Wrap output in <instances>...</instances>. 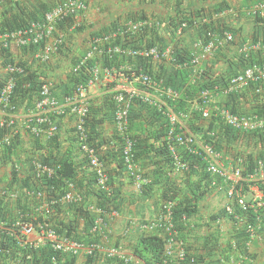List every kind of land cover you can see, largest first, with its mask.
Instances as JSON below:
<instances>
[{
  "label": "crops",
  "instance_id": "1",
  "mask_svg": "<svg viewBox=\"0 0 264 264\" xmlns=\"http://www.w3.org/2000/svg\"><path fill=\"white\" fill-rule=\"evenodd\" d=\"M5 0H0V5ZM14 1V2H13ZM69 0H10L14 5V15H19L25 11L41 15L50 12L57 5ZM85 4L83 10L77 11L75 15L60 22L55 27V36L61 38L60 49L55 50L47 63H39L36 57V50L18 48L13 45L8 54L10 59L15 61L26 60L29 65L33 63V68L48 67L47 79L56 84L67 79L69 69H72L74 59L81 58L90 49L92 42L99 37L110 36L114 38L113 44L123 45L132 49H141L149 46H157L164 53L171 50V53L158 62H149L146 68L147 74L157 79H163L166 83L173 79L176 73L182 69L190 70V83L208 84L207 87L214 85L223 79V76H235L240 74L252 64L264 65V52L245 51L244 45L249 43L264 44V0H75ZM3 8L0 6V12ZM24 15V17H25ZM33 22V21H32ZM139 22L148 23L144 25L141 32L131 33L130 26ZM182 24H186V29L179 34ZM231 33L234 37L232 42H223L216 47L210 54H203L204 45L213 40L215 36L223 38ZM212 35V36H210ZM49 43H51L49 41ZM97 63L102 68L100 79L89 87L91 102L95 110V116L102 120L99 124L100 130L105 140L110 141L117 133L115 122L111 121V103L113 96L124 84L125 79L120 76L107 75L105 73L103 57L94 56ZM116 57V69L136 68L138 63L136 59H121ZM199 59L197 64H193L195 59ZM181 61H184L183 63ZM189 63L185 68L181 64ZM131 62V64H129ZM8 62L0 56V76L5 78L4 67ZM31 63V64H30ZM138 69V68H136ZM140 68L139 70H141ZM146 73V72H144ZM222 77V78H221ZM228 77V78H229ZM223 87L228 86V80ZM4 80V79H3ZM264 82V79L259 83ZM209 83L211 84L209 86ZM218 84V83H217ZM131 87H140L134 83ZM206 87V88H207ZM259 88V90H258ZM204 90V89H203ZM263 91V92H262ZM183 91L180 93L182 97ZM236 95L234 105L242 110L244 115L254 113L260 100L264 102V90L262 87L253 85L243 91L232 92L225 96L215 94L210 110L212 114L221 106L228 107L227 102ZM180 100V98H179ZM190 102V101H188ZM132 103L133 114L138 115L134 124L139 131L149 129L151 134L157 129V125L149 120L150 112L148 109L140 110L138 105ZM111 107V106H110ZM181 112V111H179ZM216 115H212L215 118ZM188 120V119H186ZM182 122L183 131L192 132L202 139L210 135L208 126L210 120H203L200 129L205 128L204 132L194 130L188 121ZM59 144L63 151H68L72 145L76 144L77 117L68 115L57 120ZM215 126H221L217 119L213 121ZM153 127H152V126ZM179 125V131L180 130ZM223 126V125H222ZM151 129H154L151 131ZM241 133L242 131H238ZM218 132H216L217 134ZM222 132H219L221 134ZM244 133V132H243ZM259 133V132H258ZM210 135L215 137L217 135ZM250 136H241L231 139L232 146L226 150L222 147L221 152L225 155L226 167L236 165L238 159L234 155L247 156L249 154L258 157L264 154V131L261 135L245 132ZM21 144L29 154L28 149L35 145V138L29 134L20 133ZM143 147L146 153L140 161V168L144 177L149 180V187L143 193L139 191L135 182H131L124 174L114 175V186L119 197L116 204L117 209L113 207L109 212L101 214L105 219L106 227L102 231H95L94 227L91 233L97 235V244L103 248L101 252L95 254V264H145L143 260L135 255V247L142 236L159 235L166 239V233L163 227L155 228L152 231L144 229V226L152 223L162 213V205L166 201L164 196L175 192L176 194H190L197 192L203 196L200 198L197 214L185 221L184 229L181 231L180 239L184 242L186 254L196 258V264H264V230L263 226L259 232V237L247 242L246 248L237 247L242 241V231L246 223L241 219L239 222L233 219L226 212L227 206L233 202L227 195V185L217 177L208 175L206 166L202 162H193L194 173L191 169L188 172H175L173 166L160 164L165 160L161 153H151L148 143L155 144L152 138L144 137ZM218 138V136H217ZM226 138V137H224ZM42 143H47L48 139H39ZM226 144L228 143L227 139ZM229 142V144H230ZM158 146L156 145V149ZM45 150V149H44ZM107 149H105L106 151ZM37 151V150H36ZM76 161H81L83 155L78 151L74 152ZM50 153L39 151L36 158L31 162L39 161L40 157H45ZM173 156V155H172ZM21 159L26 156L19 155ZM19 161V160H18ZM17 161V162H18ZM19 163V162H18ZM191 163V162H190ZM112 168V164L110 165ZM161 167L163 175L157 176V170ZM191 167V168H192ZM10 171L3 168L0 171V186L7 184ZM169 178L167 180L166 178ZM154 180V181H153ZM210 181V182H208ZM216 182L218 185H215ZM169 199L177 203L182 197ZM183 196V195H182ZM98 214L96 220L98 219ZM95 220V221H96ZM84 223V222H82ZM95 224V223H94ZM82 231V230H80ZM119 249L123 252L125 259L110 257L105 250ZM176 249V248H175ZM177 251L174 250L171 261L174 264L177 259ZM77 264H85L86 256L76 257Z\"/></svg>",
  "mask_w": 264,
  "mask_h": 264
},
{
  "label": "built area",
  "instance_id": "2",
  "mask_svg": "<svg viewBox=\"0 0 264 264\" xmlns=\"http://www.w3.org/2000/svg\"><path fill=\"white\" fill-rule=\"evenodd\" d=\"M85 4L75 0L66 1L57 5L50 12L45 13L40 21L31 23L22 30L5 32L0 34V52L9 51L13 45L20 48H31L39 46L43 43L42 49L36 52V57L40 62H47L52 53L57 50L61 43V38L55 36V27L58 23L66 20L70 16L75 15L77 11L83 10ZM264 9V8H263ZM148 23L139 22L130 26L131 33H138L144 30ZM186 24L180 26L179 34L186 29ZM212 36V35H210ZM213 40L204 45L203 54H210L216 47L223 42H232L234 37L231 33L226 34L223 38L212 37ZM114 38L110 36L98 38L92 42L91 50L84 58L83 62H88L95 58L94 56L108 57L114 59L116 57H124L127 59H144L149 62H158L163 60L166 55L171 53V50L163 52L157 46H149L141 49H132L119 44H113ZM49 41L51 43H49ZM245 51L264 52V45L246 44ZM199 59H195L193 64H197ZM103 70L97 63L92 69V78L85 87L80 85L73 97H67L63 102H60L53 95V81L45 80L40 87L39 99L36 101L32 109L28 111L20 110L18 105L14 103L15 89L17 88L19 79L24 74V69L17 64H6L4 67L5 78L0 87V148L12 144L14 137L20 133L29 134L35 139L46 138L50 140L58 133L57 120L74 115L77 117V136L80 142V151L83 156H87L90 169L97 174V185L102 189L109 190L107 184L109 175L106 171L104 162L100 160L93 148L88 142V133L85 127L86 119L90 112L91 97L89 87L100 79ZM107 75L120 76L124 78V84L113 96V101L116 106L115 125L118 133L125 136L130 126V108L134 100H139L142 103L157 109L162 112L168 119L171 125V131L167 135V143L170 152L173 155L175 172H188L191 169L193 162H202L206 166L208 174L214 177L221 178L228 186L227 195L230 200H235L238 205L246 210L247 208H262L264 207V193L259 189V186L254 183L261 182L264 186V161L260 160L257 163L256 169L252 174H245L244 161L239 160L236 165L226 167V157L221 152L217 151L209 142L201 139L198 135L183 131L186 128L182 127V122L188 118L187 112H178L172 106L179 98L180 94L166 85L165 80L157 79L151 75L144 73L136 68H122L121 70L111 67L105 68ZM264 79V67L257 65L246 68L242 73L232 76L228 80V86L223 87L215 83L207 87L205 90L195 97L193 107L194 110L202 112L204 120H211L212 115H216L217 119L223 126L231 127L236 131L258 133L264 131V114H249L236 115L223 105L219 107L213 114L210 110V104L214 100L215 94H223L225 96L232 92L243 91L249 88L252 83L260 82ZM137 83L140 87H131ZM259 90V89H258ZM211 122V121H210ZM180 126L179 132H175ZM210 135H215V131H209ZM134 142L129 138H125L123 154L125 163L128 166L129 172L134 179L135 185L142 192L144 187L149 183V180L143 176L138 162L134 155ZM187 153L192 158L190 160H182L180 154ZM188 156V157H189ZM35 176L51 177L55 174V169L40 161L32 163ZM215 185H218L214 182ZM249 185V186H248ZM248 186V188H246ZM70 191L62 197L60 203H77L81 200V196L74 191L73 184L69 185ZM246 188V189H245ZM36 198L42 199V204L38 207L35 215H21L14 221L3 220L0 218V235L3 234L15 238L18 242V247L21 249H38L47 245L56 252H61L65 255L78 257L79 255H95L103 250L100 244L84 245L68 238L61 237L55 229L52 228L49 221L51 209L47 201L46 194L43 191H37L36 194L31 192ZM5 194V195H4ZM0 196L7 197L8 200H14L16 196L14 190L9 192L2 191L0 186ZM235 201V202H236ZM54 201L50 204L54 205ZM177 203L172 200H166L162 205V213L152 223L144 226L145 230L152 231L155 228L163 227L166 233V255L171 258L174 250L177 249V259L183 260L186 257L184 242L179 238V232L175 227L173 220L174 209ZM98 214V219L95 221V231H102L106 227L105 219L102 217V211L94 209ZM228 214L233 213V208L229 204L226 208ZM41 214L42 219H37ZM250 240L256 237V230L253 225L247 227ZM258 235V234H257ZM7 238H4V240ZM0 238V255L8 256L9 264H32V255L20 254L13 257L10 254V248H3L1 245L6 244ZM176 248V249H175ZM110 257L125 259L123 252L119 249L105 250ZM52 264L64 263L56 256L51 259Z\"/></svg>",
  "mask_w": 264,
  "mask_h": 264
},
{
  "label": "trees",
  "instance_id": "3",
  "mask_svg": "<svg viewBox=\"0 0 264 264\" xmlns=\"http://www.w3.org/2000/svg\"><path fill=\"white\" fill-rule=\"evenodd\" d=\"M13 2H10V0H5L0 5L1 8H3L2 12H0V34L23 29L32 21L40 20L44 16L43 15L40 18L41 15L37 14L38 11L36 13L31 12L26 15L24 14L25 11H22L16 16L14 15ZM42 45L43 43H41L39 46H32L30 49L33 50V52L34 50L37 52L42 49ZM58 47L59 49L61 48L60 46ZM8 52L9 51L0 52V56L3 57L6 62H8L7 64H17L24 69V74L18 75L21 76V78L19 79L17 88L15 89V97L13 99L14 103L18 105L20 110L28 111V109H32L34 107L36 101L40 97V87L45 80H48L47 78L49 76L47 75V69L49 68L46 67L47 69H45L41 66L37 69H34L32 66L33 63H30L31 65H29V62L26 60L15 62L14 59H7V57H10ZM83 57L84 56L74 59V63L72 65L73 68L69 69L66 81L61 79V81L57 84L53 82V95L60 102H63L67 97H73L80 85L86 87L91 80L94 62L91 61L85 65L83 64ZM103 59L104 65L107 67L117 66L116 63L114 64L116 58L110 59L105 57ZM47 62H49V60ZM47 62L39 63L43 64ZM181 62L183 63L184 61ZM185 63L186 65L181 64L182 68L189 66V63L187 64L186 61ZM129 64H131V62H129ZM135 67L138 69L142 68V71L147 73L146 68H148V64L146 61H144V59L138 60V63L135 65ZM190 76V70L182 69L178 71L174 78L170 79L166 85L179 94L183 91L180 100L178 99L175 103H172V106L178 112H187L188 120L186 121L190 122V125L193 126L194 130H200L199 132H204L205 128L200 129V124L204 120L202 112L196 111L192 107L195 97H197L203 89L205 90L208 84H202L200 81L199 84L197 82L195 84H191ZM228 77L229 76H223V79L216 83L223 84ZM3 79L4 78L0 76V87L2 86ZM210 85L211 84L209 83V86ZM257 86L262 87L264 90V82L258 83ZM230 100L231 102H227V105L230 106L232 113L236 115H244L242 110L238 108V105H234L236 95L232 96ZM92 103L93 102H91L90 112L86 119L85 127L88 133V142L93 148L96 149L98 157L102 162H104L106 167V171L109 175V181L107 184V188H109V190L98 187L97 174L90 169L87 156H83L84 160L79 162L75 160L76 155L74 152L78 151L82 154L80 151V142L78 140V136L75 142L76 144L74 145L75 147L72 145L68 151L62 150V147L59 144L58 134L48 140L47 143H42L41 140L36 139L34 143L35 146L32 149H28V154L24 144H21V135H17L14 137L15 139H13L12 144L0 148V171L4 167L10 171L7 184L1 187L2 191L4 193V191L9 192L10 190H14V193H16V198L14 197L15 199L13 202H10L7 197L0 196L1 219L6 221H14L21 215H35L37 213L35 211H37L38 207L43 202L42 199L36 198L31 192L36 194L37 191H43L46 194L47 201L51 209L49 221L51 222L52 228L55 229V231L61 237L68 238L87 246L91 244H97L94 243L98 241L97 235L91 233V229L95 226L94 223L97 217L94 209H101L103 212L107 213L111 211L112 207L116 210V204L119 201L118 193L113 190V174H125L131 182L134 181L129 172L128 166L125 163V157L123 154L125 138L133 140L135 160L138 162L139 166L140 161L143 158V154L146 153V151H144L143 141L145 139L144 137L148 136V133L149 138H152L155 143L153 145L148 143V148L151 149L150 152L155 154L162 153L166 158L162 162H159L158 166H160V164H164L171 168L174 165L173 156L167 143V135L171 131V125L162 112L142 103L139 100H134V105H138L140 110L144 111V109H148L150 112L149 120L152 122V124H155V126L157 125V129L155 130L156 132L154 133V129H151V131H153L152 134L149 129L138 132L139 129L135 127L134 121L135 119L139 118V113L138 115H134L132 108L130 109V126L125 136L117 132L112 140L107 141L104 139L99 126L102 120L95 116L93 111L95 109ZM109 108L111 109L110 119L111 121L115 122L116 106L113 99L109 104ZM253 114H264L263 101L260 100V104L256 107ZM214 120V118L210 120L211 122L208 126V130H214L215 132L222 133L219 135L218 133H215L218 138L217 136L210 137V135H208L209 137H204L203 140H205V142H209L216 150L221 151L222 147L226 150H229L230 148L233 149L234 146H232V142H230L231 139L229 138L250 136L248 134H244L245 132L239 133L231 127L222 125L219 127L215 126L213 123ZM175 132H179V128H176ZM255 134L263 136L260 134V132ZM226 139L228 143L226 144V142H224L223 144V141H226ZM156 145L158 146L157 149ZM105 149L107 150L105 151ZM39 151H46V153H50L49 155L46 154L47 156L45 157H40L39 161L55 169V174L53 176H38L37 178L32 171L33 165L31 160L36 158V155ZM19 155H24L26 157L21 159L18 157ZM180 156L182 160L189 159L190 162L192 161V156L190 157L186 152H183L180 154ZM234 156L237 158H243L245 167L244 171L246 175L252 174L255 171L257 163L260 160L264 161L263 153L258 155L257 158L251 154L242 156L238 155L237 153ZM111 164L112 168L110 167ZM192 166L193 164H191V167ZM191 171L192 173L195 172L193 167L191 168ZM156 173H158L157 176L160 177L163 175L161 167L156 171ZM166 179L169 180V178ZM218 179L221 181L220 177ZM70 184H73L74 191L81 196V200L77 203H60L59 200L70 191ZM254 184H257L259 189L264 193V186L261 182ZM248 186L246 188H248ZM148 187L149 185L145 186L141 193H143ZM175 195H178L177 199L180 197L183 198L179 200L173 214V220L175 227L179 232V237L180 234L183 237L181 231L184 229L185 221L197 214L200 198L203 195L197 192H191L190 194H181V192L176 194L173 192L171 194H166L164 198L166 200L174 199ZM236 200L237 199L235 198V200L230 203L233 208V213L231 215L229 214V216L235 222H239L238 220L241 219L240 221L243 220L246 223V227H244L242 231V241L239 243V245H237V247L241 246L243 249H245L247 242H249L248 239L250 240V234L247 231V227L249 225H253L255 227L258 235L256 234V237L253 239L259 237V232L261 231L262 226L264 230V207L258 209L247 208L246 210H243V208L238 205ZM53 201L55 202L54 205L50 204V202ZM37 217V219H42L41 214H39ZM1 237L3 239L2 241L6 242V244L1 246L3 248H10V254L13 257L19 256L20 254L31 253L32 264H52L51 259L54 256L64 262H61V264H77L76 257L72 255H65L61 252H56L51 248V245H47L38 249H21L18 247V242L15 238L11 236L9 237L5 234H3V236L0 235V238ZM4 238L7 239L4 240ZM165 240V238L159 235L142 236L135 247V255L143 260L145 264H174L175 260L171 261L169 256L166 255ZM8 257L9 255H0V264H9V261L7 260ZM176 263L196 264L197 261L195 257L187 254L182 261L180 260ZM85 264H95V255H87Z\"/></svg>",
  "mask_w": 264,
  "mask_h": 264
},
{
  "label": "clouds",
  "instance_id": "4",
  "mask_svg": "<svg viewBox=\"0 0 264 264\" xmlns=\"http://www.w3.org/2000/svg\"><path fill=\"white\" fill-rule=\"evenodd\" d=\"M45 15V14H44ZM44 17V16H43ZM43 17L40 19V20H42L43 19ZM71 17V16H70ZM40 20H36V21H40ZM36 21H33V22H36ZM65 21V20H64ZM33 22H31V23H33ZM63 22V21H62ZM30 23V24H31ZM29 24V25H30ZM59 24V23H58ZM57 24V25H58ZM28 25V26H29ZM27 27V26H26ZM25 28V27H24ZM20 30H22V29H20ZM99 38H102V37H99ZM98 39V38H97ZM249 44H256V43H249ZM262 44V43H261ZM262 45H264V44H262ZM92 46V45H91ZM244 47H245V45H244ZM18 48H20V47H18ZM24 49H28V48H24ZM30 49V48H29ZM91 50V47H90V49L88 50V52ZM88 52L84 55V57H83V59L82 60H84V58L87 56V54H88ZM248 52H257V53H263V51L262 50H259V51H248ZM91 61H93L94 62V66L97 64V60L95 59V58H93V59H91L90 61H88V62H91ZM16 62V61H15ZM88 62H83V64H87ZM254 65H257V66H260V67H264V65H260V64H252V65H250V66H254ZM94 66H93V68H94ZM250 66H248V67H250ZM247 67V68H248ZM92 68V69H93ZM101 68V67H100ZM79 69V68H78ZM102 69V68H101ZM246 69V68H245ZM242 73V72H241ZM238 75V74H237ZM258 83L259 82H255V83H252L253 85H258ZM252 86V85H251ZM248 89V88H247ZM259 89V88H258ZM132 106V105H131ZM131 109V108H130ZM130 119V118H129ZM116 126V125H115ZM116 130H117V128H116ZM118 132V131H117ZM76 133H77V129H76ZM120 134V133H119ZM218 151V150H217ZM141 169V168H140ZM141 172H142V170H141ZM143 174V173H142ZM144 176V175H143ZM134 180V179H133ZM147 185H149V184H147ZM146 185V186H147ZM15 195H16V193H15ZM16 198V197H15ZM14 198V199H15ZM14 200H12V199H10V202H13ZM116 249V248H115ZM120 259V258H119ZM121 260V259H120ZM121 261H123V260H121ZM180 261V260H179Z\"/></svg>",
  "mask_w": 264,
  "mask_h": 264
}]
</instances>
